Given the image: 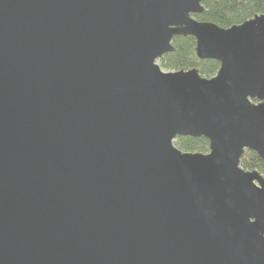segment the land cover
<instances>
[{"label":"water","instance_id":"95a60500","mask_svg":"<svg viewBox=\"0 0 264 264\" xmlns=\"http://www.w3.org/2000/svg\"><path fill=\"white\" fill-rule=\"evenodd\" d=\"M202 12L0 0V264H264V175L240 165L264 160V5ZM176 36L217 73L163 70Z\"/></svg>","mask_w":264,"mask_h":264},{"label":"trees","instance_id":"16d2710c","mask_svg":"<svg viewBox=\"0 0 264 264\" xmlns=\"http://www.w3.org/2000/svg\"><path fill=\"white\" fill-rule=\"evenodd\" d=\"M203 12L194 16L198 21L211 22L222 28L239 25L263 10V0H201ZM174 50L162 56L158 63L163 70L178 71L196 68L202 77L210 78L219 69V62L200 59L195 52V39L176 36L172 40ZM256 102V100H254ZM176 148L183 152H208L209 143L203 137L179 136L174 140ZM245 170H257L264 175V160L246 150L240 160Z\"/></svg>","mask_w":264,"mask_h":264}]
</instances>
